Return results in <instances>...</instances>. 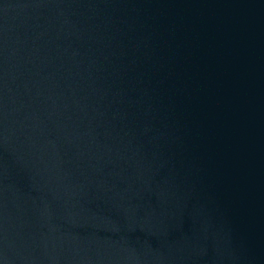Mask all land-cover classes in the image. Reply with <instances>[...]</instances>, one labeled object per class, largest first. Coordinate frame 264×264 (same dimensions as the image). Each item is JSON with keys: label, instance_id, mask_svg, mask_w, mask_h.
Segmentation results:
<instances>
[{"label": "water", "instance_id": "obj_1", "mask_svg": "<svg viewBox=\"0 0 264 264\" xmlns=\"http://www.w3.org/2000/svg\"><path fill=\"white\" fill-rule=\"evenodd\" d=\"M0 264H264V0H0Z\"/></svg>", "mask_w": 264, "mask_h": 264}]
</instances>
